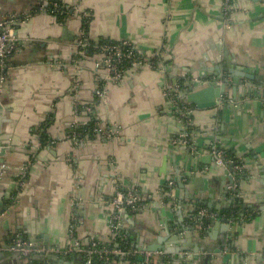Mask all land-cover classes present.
Instances as JSON below:
<instances>
[{
	"label": "crops",
	"instance_id": "crops-1",
	"mask_svg": "<svg viewBox=\"0 0 264 264\" xmlns=\"http://www.w3.org/2000/svg\"><path fill=\"white\" fill-rule=\"evenodd\" d=\"M44 1L0 0V18L33 12ZM59 1L67 6L64 18L41 10L15 26L23 44L11 59L9 79L0 95V117H5L0 160L7 167L0 173V264H26L10 249L20 233L27 240L41 236L34 241L38 246L46 237L49 247L64 249L72 219L79 240L109 243L111 197L118 177L150 204L172 175L184 184L176 190L184 208L230 210L235 198L227 190L228 179L224 182L217 176L212 143L244 164L249 178L240 184L241 199L250 211L258 210L264 187L252 177L264 174V101L258 95L264 92V82L228 85L225 102L241 105L242 111L194 106L198 132L193 150L173 144L182 124L163 90L178 78L185 84L190 78L210 76L216 65L217 73L225 74L221 68L225 58L238 69L264 74V0H231L232 10L226 14L222 0ZM83 12L89 14L87 32L92 41L130 39L139 53L166 64L167 71L144 65L122 83L107 84L106 103L95 104L93 116L107 128L117 127V133L75 144L69 136L77 119L75 103L93 101L95 88L91 58L75 45ZM30 57L24 65L13 63ZM53 58L62 60L63 66L51 67L48 61ZM39 126L45 129L46 142H51L40 144L42 137L35 133ZM24 166L27 172L21 184L18 173ZM179 217L168 206H152L123 213L120 226L140 245L157 239L172 242L173 264H264V211L245 220L236 211L231 231L218 217L207 224L203 241L195 236L188 241L179 238L176 233L188 225ZM217 242L208 255L205 249ZM221 249L226 253L220 254ZM185 250L191 257L181 260L177 255ZM76 256L67 255L54 264H81Z\"/></svg>",
	"mask_w": 264,
	"mask_h": 264
},
{
	"label": "built area",
	"instance_id": "built-area-1",
	"mask_svg": "<svg viewBox=\"0 0 264 264\" xmlns=\"http://www.w3.org/2000/svg\"><path fill=\"white\" fill-rule=\"evenodd\" d=\"M223 1V11L224 13H229L232 10L231 0ZM51 11L56 12L59 15L64 14L67 11V6L61 1H44L37 6L34 11ZM33 12H15L11 13L4 18H0V95L3 92L5 86L7 85L9 79V70L11 69L12 62L11 59L13 55L21 48V41H19L15 26L23 21L29 19ZM55 14V13H54ZM82 23L79 32L76 37L75 45L79 50L82 51L86 58H93L92 65V79L95 84L93 101L90 103H75V112L77 114V119L74 124L71 125L70 138L73 143L79 144L84 138H98V139H109L117 133V127L114 129L107 128L104 123L94 114V105L105 104L106 103V85L109 83H122L127 74L131 73L138 67L148 65L153 68H158L162 72H166V64H160L159 60H152L147 58L135 47V44L130 39H120L111 40L103 39L101 41L94 42L89 36L86 24L89 23V14L83 12L81 15ZM88 51V52H87ZM91 51V53H90ZM51 67L63 66V61L59 59H51L48 61ZM190 82H196L200 85L215 84V85H230L232 83L231 76H207L190 78ZM181 89V79H176L173 81L171 87L166 86L163 90L165 96L169 98L170 103L174 106L175 111L180 118L182 124V130L180 134L175 137L172 142L173 144L179 145L182 149L193 150L195 135L197 134V129H195V123L193 119L194 106H189V104L181 101L178 96V91ZM261 86L257 88L259 91ZM227 97H224V101ZM228 101V100H227ZM244 102V100H242ZM83 116V117H82ZM92 123V125H91ZM76 127H83L82 131L76 130ZM42 126L37 127L36 135L40 136V133L44 131ZM51 142V141H49ZM48 142V143H49ZM42 142L40 141V144ZM47 144V143H46ZM211 154L212 162L215 166L221 165H233L236 172L237 178L233 180V183L227 186V190L231 194V198H242V193H240V184L243 180L241 175L247 174L245 171L244 164L237 160L236 158L230 157L226 150L222 148L218 143L211 144ZM1 152V145H0ZM112 168L114 169L113 162ZM7 169L5 162L0 160V173ZM27 167L24 166L18 173L20 183L24 181L26 177ZM17 175V176H18ZM186 177H183V181ZM179 179L169 175L166 178V184L164 188L159 189L160 195L158 197L152 196V203H148L143 193L137 190L133 186H124L119 177L114 179L115 188L113 195L111 197V204L113 207L112 214L109 218V230L111 235V241L109 243H103L98 240L91 239L88 242L81 241L75 235L77 222L72 219L68 225L69 241L64 249L60 247H49L39 248L32 246L33 244L27 240L21 233L15 235L13 243L10 245V249L17 250L19 247L20 251L30 254L38 250H46L47 253H54L60 255H70V254H80L83 256L84 264H173L171 260L175 258V252L173 250V244L169 243L163 244L160 250L150 251L142 250L137 248L136 245L139 243H134L130 241L129 238L121 231L120 218L123 213H132L138 211H145L152 206L154 208H164L168 206L170 211L176 213L179 209L185 211L183 213L184 217L187 218V228L193 226L192 235L198 240L203 241L206 235V227L204 221L209 222L218 219L220 217L225 220L227 224V230L231 231L234 219L231 217H226L225 215L220 216L219 212L206 209L204 207H197L195 209H188L182 206L179 201L178 196H176L177 186L180 183ZM158 192V191H157ZM155 192V193H157ZM73 196V195H72ZM242 200V199H241ZM163 205H161V203ZM262 210L259 208L254 211V216L256 214H261ZM241 219H249L253 216L247 214V212H239ZM253 215V214H252ZM164 227L169 233V229L165 222H163ZM187 228L178 231L176 234L179 238L184 237L187 233ZM201 243V242H200ZM130 244V245H129ZM147 244L140 245L141 247ZM3 247L0 245V251ZM220 254H225L226 250H220ZM177 257L181 260L189 259L191 257L188 251L179 252ZM194 258V256H193ZM179 264V262L177 263Z\"/></svg>",
	"mask_w": 264,
	"mask_h": 264
},
{
	"label": "water",
	"instance_id": "water-1",
	"mask_svg": "<svg viewBox=\"0 0 264 264\" xmlns=\"http://www.w3.org/2000/svg\"><path fill=\"white\" fill-rule=\"evenodd\" d=\"M32 58H28L26 60H14L13 63L15 64H21L24 65L28 62H30ZM222 71L225 74H218V65L215 66V68H213V72L214 74H211V76H216V77H221V76H231L232 77V83L235 85V88L237 87V85L239 84H243V82H248V84H250L251 81H258L260 83L264 82V74H257L255 73L254 70H252L251 72L248 71H244L241 69H238L228 58H225L224 63L221 65ZM171 87V86H170ZM196 87V88H194ZM228 86L225 84H221V85H215V84H199L196 82H190L187 81L185 84L183 83V81L181 80V89L178 91V96L181 99V101L195 106L197 108H201V109H209V108H214V107H218L221 106V110L222 112H225L227 110H232V111H242L241 105L237 104V103H233V102H225L224 101V97L227 96L228 94ZM260 96V98L263 99L264 101V92L262 94H258ZM264 103V102H263ZM5 121V117H0V132L2 129V122ZM179 130L181 131L182 128L180 127ZM252 153H255L254 151ZM255 157L258 158L259 155L256 153ZM261 169H263V165L260 166ZM216 172H217V176L221 178V180H223L225 182V178L228 179V183L231 184L233 183V180L237 178L236 176V172L233 168V165H221V166H215ZM241 177L243 178V180H247L249 178V174L247 173L246 175L242 174ZM253 179L257 180L263 187H264V174H261L260 177H252ZM180 187H184L183 183L179 184ZM205 204L210 208L211 205L207 202H205ZM259 208L262 210V212L264 211V200L263 203L259 204ZM261 212V213H262ZM178 215H180L179 219L180 221L183 223V225L185 224L184 221L187 219L186 217L184 218V215L182 213V210L179 209L177 211ZM225 229H227V224L225 222V220H222ZM187 228L185 225L183 227V229ZM193 226L188 227L187 228V234L184 235V238L186 241H188L190 236L192 235V230H193ZM31 236V234L29 235V237ZM41 238V236H37L34 235L32 236V238L30 237L29 241L33 244L32 246H35L36 244L34 243V241H37ZM169 241V240H167ZM166 240H164V242H167ZM163 242V243H164ZM43 244H41L42 246H36L39 248H49L48 246V242L46 241V237L45 240L42 241ZM219 242L216 243V245L214 247L211 248H204L207 251V254L209 255V253L212 252L213 249L216 248V246L218 245ZM197 245V244H196ZM137 248L142 249V250H150V251H155V250H160L163 247V244L161 242V239H157L155 242L148 244L146 246L141 247L140 245H136ZM198 246V245H197ZM195 248H197L195 246ZM19 249H21L20 247L14 252V255H16V257L20 256V258L25 261L26 264H47V262H49V264H54L55 262H62L61 260H66V256L64 255H60V254H54V253H47L46 250H38L34 253H30V254H26L22 251H20ZM32 254V255H31ZM76 259L79 260L81 262V264H84V260H83V256L80 254H77Z\"/></svg>",
	"mask_w": 264,
	"mask_h": 264
},
{
	"label": "trees",
	"instance_id": "trees-1",
	"mask_svg": "<svg viewBox=\"0 0 264 264\" xmlns=\"http://www.w3.org/2000/svg\"><path fill=\"white\" fill-rule=\"evenodd\" d=\"M48 1H58V2H60L59 0H48ZM37 10H35V11H33V12H36ZM49 13L51 12V11H48ZM53 14L52 15H55V16H57V17H61V18H64L66 15H67V11L64 13V14H62V15H59V14H57L56 12H52ZM55 13V14H54ZM87 26H88V24H86L85 25V27H86V29H87ZM88 52V51H87ZM90 53H91V51H90ZM189 106H192V105H189ZM91 125H92V123H91ZM74 129H76V130H79V131H82L83 130V127H76V128H74ZM40 136L42 137L41 138V145L42 144H44L47 140H48V138H47V136H45L44 135V133H40ZM49 142V141H48ZM48 142H46V143H48ZM227 152V154L230 156V157H232V154L230 153V151H226ZM234 158V157H233ZM236 211L239 213V212H247V214H250L251 216H254V211L252 212V211H250L246 206H245V204L243 203V201L240 199V198H237V197H235V201H234V205H233V207L230 209V210H228V211H223V212H221V211H219V215L220 216H222V215H226V217H231V216H233V217H235L236 216ZM253 214V215H252ZM248 219H249V217H248ZM209 223V221L208 220H206V221H204V225L206 226L207 224ZM130 240V239H129ZM131 241V240H130ZM130 245V244H129ZM101 264H105V263H101Z\"/></svg>",
	"mask_w": 264,
	"mask_h": 264
},
{
	"label": "rangeland",
	"instance_id": "rangeland-1",
	"mask_svg": "<svg viewBox=\"0 0 264 264\" xmlns=\"http://www.w3.org/2000/svg\"><path fill=\"white\" fill-rule=\"evenodd\" d=\"M90 64L93 65V58L90 59Z\"/></svg>",
	"mask_w": 264,
	"mask_h": 264
}]
</instances>
